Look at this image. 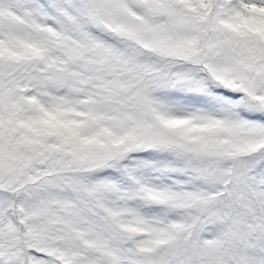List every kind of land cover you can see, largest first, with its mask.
Masks as SVG:
<instances>
[{"label":"snow or ice","instance_id":"1","mask_svg":"<svg viewBox=\"0 0 264 264\" xmlns=\"http://www.w3.org/2000/svg\"><path fill=\"white\" fill-rule=\"evenodd\" d=\"M0 264H264V0H0Z\"/></svg>","mask_w":264,"mask_h":264}]
</instances>
